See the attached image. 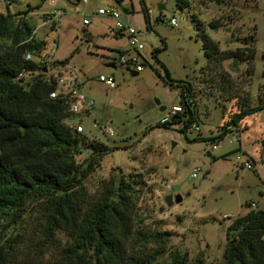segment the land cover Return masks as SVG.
Wrapping results in <instances>:
<instances>
[{"label":"rangeland","instance_id":"obj_1","mask_svg":"<svg viewBox=\"0 0 264 264\" xmlns=\"http://www.w3.org/2000/svg\"><path fill=\"white\" fill-rule=\"evenodd\" d=\"M142 1L16 0L10 12L18 21L22 19L18 14L35 9L24 17L37 28L39 39L56 41L50 59L62 62L72 57L63 76L79 77L82 93L94 102L90 116L77 121L90 139L113 151L86 181L89 191L97 196L102 182L121 174L143 175L147 188L139 203L144 217L141 228L147 235L169 234L163 244L167 252L156 264H171L177 253L187 255L186 264H224L231 222L245 216L252 204L264 211V111L249 115L239 128L219 137L239 111L237 98H248V108L264 104V0L194 3L184 10L177 0ZM7 8L8 3L0 0V12ZM100 9L119 12L122 21L137 31L144 49L139 53L132 49L128 38L117 34L110 14L99 15ZM58 10L64 14L57 24H45V16ZM85 19L90 25H84ZM173 19L178 26L171 25ZM216 20L223 26L212 29L209 24ZM196 21L204 24V31L197 30ZM204 33L221 50L244 47L247 38L254 41L251 82L245 78L247 63H224L234 84L233 97L201 81L207 64ZM121 53L127 59L137 58L143 70L134 76L135 66L123 65ZM155 69L162 77L167 69L172 80L192 86L199 133L187 136L179 125L171 129L159 125L180 104L181 95ZM101 76L113 78L116 87L102 83ZM104 129L113 134H105ZM195 170L198 178H193ZM169 195L181 196L182 201L175 199L168 206ZM149 248L159 246L153 242Z\"/></svg>","mask_w":264,"mask_h":264},{"label":"trees","instance_id":"obj_2","mask_svg":"<svg viewBox=\"0 0 264 264\" xmlns=\"http://www.w3.org/2000/svg\"><path fill=\"white\" fill-rule=\"evenodd\" d=\"M15 2H9L6 13L0 12V264H156L167 252L163 244L169 234L147 235L141 228L139 203L147 188L143 175L121 174L102 182L97 196L89 191L86 181L113 148L73 129L72 124L82 125L77 121L82 116L70 113L66 100L51 98L64 73L47 72L39 63L47 42L24 17L35 9L18 14L22 19L15 21L10 12ZM209 2L223 5L227 0H177V5L184 10ZM201 24L196 21L202 32ZM209 26L223 25L216 20ZM202 36L207 64L201 81L233 97L234 84L224 63H247L245 78L251 82L254 41L247 38L244 47L221 50L206 33ZM26 54L34 60L27 61ZM71 58L53 60V65L68 66ZM23 71L29 74L20 79ZM155 72L166 85L180 89L184 110L171 124L159 125L166 129L181 125L185 135L189 125H199L192 86L172 80L167 69L165 77L159 69ZM249 101L237 98L239 111L224 125L220 138L249 115L264 111L263 103L248 108ZM227 238L224 264H264V211L251 209L233 220ZM153 242L159 249L149 248ZM186 262L187 255L177 253L171 264Z\"/></svg>","mask_w":264,"mask_h":264},{"label":"built area","instance_id":"obj_3","mask_svg":"<svg viewBox=\"0 0 264 264\" xmlns=\"http://www.w3.org/2000/svg\"><path fill=\"white\" fill-rule=\"evenodd\" d=\"M8 4L11 0H5ZM84 3H89L90 0H82ZM64 12L62 10L55 11L53 13L48 14V18L45 21V24H57V21L63 16ZM99 15H106L110 14L112 19L116 22L115 23V29L120 32L123 36H126L128 38L129 44L132 47V49L136 50L138 53L144 49V45L140 43L139 37L137 35V31L126 24L121 19V14L117 11H106L105 9H100ZM171 25L176 27L178 26V22L173 19L171 20ZM84 25L88 26L90 25V20L85 19ZM55 27V26H54ZM55 29V28H54ZM53 29V30H54ZM55 31V30H54ZM50 40V38L48 37ZM46 41V40H45ZM45 51L41 54L39 58L40 64H45V70L48 72V70H54L56 72H61L66 74V70L68 66H55L53 65V60L50 59V54L52 49L57 47L55 40H50V43L48 41ZM25 59L27 61H33L34 57L31 54H26ZM120 61L123 65H127L128 68H131V65L135 66L134 69H136V72H140L143 70L142 66L138 64V59H127L124 56H121ZM27 71H23L19 74V78L23 79L28 76ZM100 81L102 83H105L110 88H115L116 83L113 78H106L105 76L100 77ZM60 88L55 93L51 94V98H62L67 101V104L69 106V112L82 117H89L90 111L94 107V102L87 99V97L82 93L83 84L79 80V77H73L70 75L69 77L62 76L59 80ZM64 91H61V90ZM183 107L180 105L174 106L170 112L161 120L160 124L167 125L171 124L175 118L176 115L183 113ZM177 125V124H176ZM73 129L77 130L79 133H85V129L83 125L78 124H72L71 125ZM181 127V125H179ZM95 129H101L99 125H94ZM199 125L197 123H193L189 125V128L186 129L185 135L194 134L199 131ZM104 133L107 135H112L113 132L109 129H104ZM248 168H252L250 164L247 165ZM199 177V171L195 170L193 174V178ZM257 208L256 204L251 205V209L255 210Z\"/></svg>","mask_w":264,"mask_h":264},{"label":"water","instance_id":"obj_4","mask_svg":"<svg viewBox=\"0 0 264 264\" xmlns=\"http://www.w3.org/2000/svg\"><path fill=\"white\" fill-rule=\"evenodd\" d=\"M112 67H115V64H112L111 65ZM135 75H138V73L136 72V73H134V76ZM159 104V103H158ZM166 110V108H162V111H165ZM210 155V154H209ZM175 199H176V202H181L182 201V197L181 196H177L176 198L173 196V195H169L168 197H167V200H166V202H167V204H168V206H172L173 204H174V202H175Z\"/></svg>","mask_w":264,"mask_h":264},{"label":"crops","instance_id":"obj_5","mask_svg":"<svg viewBox=\"0 0 264 264\" xmlns=\"http://www.w3.org/2000/svg\"><path fill=\"white\" fill-rule=\"evenodd\" d=\"M82 1V0H81ZM55 30V29H54ZM112 64H110V66H111ZM135 73V72H134Z\"/></svg>","mask_w":264,"mask_h":264}]
</instances>
